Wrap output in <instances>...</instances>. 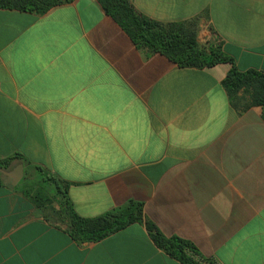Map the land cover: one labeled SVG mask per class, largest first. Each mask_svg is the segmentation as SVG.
Masks as SVG:
<instances>
[{
	"label": "crops",
	"instance_id": "crops-1",
	"mask_svg": "<svg viewBox=\"0 0 264 264\" xmlns=\"http://www.w3.org/2000/svg\"><path fill=\"white\" fill-rule=\"evenodd\" d=\"M129 1L162 22L198 17L200 42L264 72V0ZM229 67L145 56L97 0L0 8V159L20 153L26 164L10 169L47 170L83 217L141 201L200 264H264L262 108L233 107L221 84ZM5 176L0 264H184L144 222L77 242Z\"/></svg>",
	"mask_w": 264,
	"mask_h": 264
},
{
	"label": "trees",
	"instance_id": "trees-1",
	"mask_svg": "<svg viewBox=\"0 0 264 264\" xmlns=\"http://www.w3.org/2000/svg\"><path fill=\"white\" fill-rule=\"evenodd\" d=\"M72 0H0V8L43 14L54 6ZM145 56L160 53L179 67L206 68L218 63L230 65L221 80L229 102L237 110L261 106L264 121V72L241 70L232 57L214 41L200 42L197 37L198 17L162 22L137 11L129 0H97ZM15 160H26L20 153L0 159V168L9 170ZM6 177L0 171V183ZM22 191L42 217L52 223L65 225L67 233L77 242L98 241L133 222L145 227L161 250L184 264H200L196 246L177 235L166 236L157 226L145 219L143 203L128 199L95 217L78 215L68 197L64 182L39 166L24 168L22 179L14 186Z\"/></svg>",
	"mask_w": 264,
	"mask_h": 264
},
{
	"label": "water",
	"instance_id": "water-1",
	"mask_svg": "<svg viewBox=\"0 0 264 264\" xmlns=\"http://www.w3.org/2000/svg\"><path fill=\"white\" fill-rule=\"evenodd\" d=\"M0 171L4 174L7 175L11 178V183L13 185H16L19 180L21 179V177L23 176V164L22 163H18L16 166H14L13 168L9 169V170H5L0 168Z\"/></svg>",
	"mask_w": 264,
	"mask_h": 264
}]
</instances>
